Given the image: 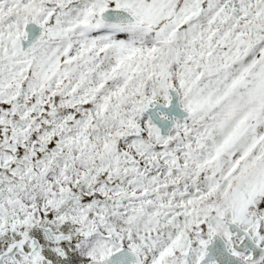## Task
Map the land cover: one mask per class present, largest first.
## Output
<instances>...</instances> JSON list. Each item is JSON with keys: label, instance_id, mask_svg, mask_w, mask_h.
Wrapping results in <instances>:
<instances>
[{"label": "snow or ice", "instance_id": "snow-or-ice-1", "mask_svg": "<svg viewBox=\"0 0 264 264\" xmlns=\"http://www.w3.org/2000/svg\"><path fill=\"white\" fill-rule=\"evenodd\" d=\"M0 264H264V0H0Z\"/></svg>", "mask_w": 264, "mask_h": 264}]
</instances>
